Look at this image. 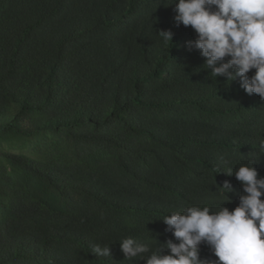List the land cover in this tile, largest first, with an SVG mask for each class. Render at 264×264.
Segmentation results:
<instances>
[{"label": "trees", "instance_id": "trees-1", "mask_svg": "<svg viewBox=\"0 0 264 264\" xmlns=\"http://www.w3.org/2000/svg\"><path fill=\"white\" fill-rule=\"evenodd\" d=\"M173 3L0 0V264H145L120 241L157 250L162 219L218 210L225 181L238 206L224 172L264 178V100L211 77Z\"/></svg>", "mask_w": 264, "mask_h": 264}, {"label": "clouds", "instance_id": "clouds-1", "mask_svg": "<svg viewBox=\"0 0 264 264\" xmlns=\"http://www.w3.org/2000/svg\"><path fill=\"white\" fill-rule=\"evenodd\" d=\"M173 5L176 26H190L197 34L194 41L187 42L188 50H199L211 77H226L231 83L239 80L248 95L264 100V0H174ZM159 34L173 45L170 30ZM252 70L255 74L249 76ZM224 173L234 175L245 193L234 210L223 206L231 202L228 194L233 191L225 181L219 188L227 193L226 202L218 210L191 206L162 219L175 242L170 239L160 244L156 240L160 247L152 250L149 242L132 237L120 241L126 260L141 257L145 264H264V178L251 159L234 172L229 169ZM205 243L218 259H201L200 246ZM92 253L112 257L110 246L94 245Z\"/></svg>", "mask_w": 264, "mask_h": 264}]
</instances>
